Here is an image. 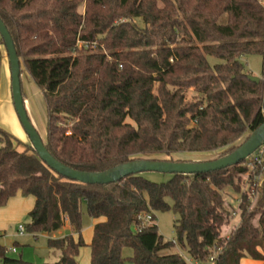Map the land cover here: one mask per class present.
<instances>
[{
  "label": "trees",
  "instance_id": "1",
  "mask_svg": "<svg viewBox=\"0 0 264 264\" xmlns=\"http://www.w3.org/2000/svg\"><path fill=\"white\" fill-rule=\"evenodd\" d=\"M0 19L45 101L43 143L71 168L182 162L171 156L226 147L220 158L264 122V0H0ZM77 39L96 48L79 49ZM248 54L262 56L258 82L244 70L241 57ZM245 173L242 191L236 177ZM227 187L240 193V221L222 235ZM16 194L34 198L25 231L34 238L45 233L48 248L60 253L40 264H80L84 245L89 264H123L125 247L132 264H186L179 252L161 253L175 244L199 263L219 248L213 264H264V144L216 171L84 184L57 174L30 142L0 128V207ZM83 204L97 220L88 244ZM167 210L176 215V241H165L155 223L154 213ZM142 213L154 222L138 224ZM65 221L77 237H52ZM15 245L16 255L0 245V264H35L18 251L24 244Z\"/></svg>",
  "mask_w": 264,
  "mask_h": 264
},
{
  "label": "rangeland",
  "instance_id": "2",
  "mask_svg": "<svg viewBox=\"0 0 264 264\" xmlns=\"http://www.w3.org/2000/svg\"><path fill=\"white\" fill-rule=\"evenodd\" d=\"M82 9V8H81ZM4 58L7 60V55L5 48L3 44H0V60ZM209 61L211 63L215 62L216 59L212 56L208 57ZM8 61V60H7ZM241 61L244 65V70L248 75L255 76L258 78L262 77V56L260 54H248L243 57H241ZM21 68L22 72L20 74V81L21 86H23V95H26V99L24 98L26 107L25 110L27 112L29 120L32 121V123L35 126V129L43 139L45 140V125H46V107L44 100L42 96L36 97L34 94L30 92V96L28 94L26 83L31 82L28 79V75L26 71L22 67L21 62ZM27 91V92H26ZM193 95V92L188 93V98H190ZM29 97V98H28ZM250 133H244L235 143V146H239L248 136ZM24 143H29V140L27 136L25 135L23 139L21 140ZM226 149L220 148L217 150L209 151V152H196V153H184V154H177L172 155L171 158L174 160L180 159V160H187V161H208V160H214L217 159ZM164 158V157H160ZM169 158V157H168ZM144 176L152 181L155 182H162L166 181L169 178V174H163L158 172H144ZM248 174H242L240 176L236 177V183L239 184L240 189L247 190L248 189ZM222 196L224 199V207L229 212V223L227 226H224L222 229V235H226L230 228H235L239 221H240V210H239V204L241 203V197L240 193L235 192L231 188H225L222 191ZM32 198V197H30ZM254 200V199H252ZM82 224L85 225L87 223V220H90V217L85 212V206L82 205ZM155 223L157 225V229L159 234H161L166 241H176V235L173 228V223L176 218V215L171 211H163V212H155ZM28 221V213L25 215V218L22 220L20 224H25ZM82 225V226H83ZM18 224L14 225V228H9L5 235L7 239L9 236H12L14 241H17L19 244H24V249L26 250V257H28L32 262L36 264V261H43V262H56L60 259V253L56 250H51L47 246V237L43 234H38L37 238L34 239L32 235L28 232H25L24 236L17 237L16 234V228ZM85 226H83L84 228ZM69 230H62L61 234L62 236L68 235ZM61 237V236H60ZM2 240V243L6 240ZM87 244V243H86ZM8 247V246H6ZM179 252L181 255H184L186 258L187 254L184 250L180 249L178 245H174L170 247L169 249L163 250L161 253L168 254V253H174ZM10 255H16V253H8ZM132 255V250L128 247L123 248L122 250V256L124 257V263L123 264H132L129 257ZM78 261L80 264H89V247L87 245H84L81 247L80 250V256L78 257ZM42 262V263H43Z\"/></svg>",
  "mask_w": 264,
  "mask_h": 264
},
{
  "label": "water",
  "instance_id": "3",
  "mask_svg": "<svg viewBox=\"0 0 264 264\" xmlns=\"http://www.w3.org/2000/svg\"><path fill=\"white\" fill-rule=\"evenodd\" d=\"M0 37L3 40L9 63L12 102L23 131L40 160L51 170L65 178L84 184H109L118 182L129 175L144 172H158L163 174L207 173L235 165L245 160L264 144L263 122L231 153L214 160L176 162L167 160L135 159L101 172L80 171L71 168L55 159L47 151L41 136L28 118L21 90L20 60L17 56L12 38L1 19ZM248 78L254 82L260 80V78L251 75H248Z\"/></svg>",
  "mask_w": 264,
  "mask_h": 264
},
{
  "label": "crops",
  "instance_id": "4",
  "mask_svg": "<svg viewBox=\"0 0 264 264\" xmlns=\"http://www.w3.org/2000/svg\"><path fill=\"white\" fill-rule=\"evenodd\" d=\"M8 60V59H7ZM6 59L2 58L0 60V128L5 130L6 132L12 134L13 136L17 137L18 139L22 140L21 136L19 133H24L23 128L18 120L17 114L14 110L13 102H12V96H11V85H10V70H9V63ZM27 73V72H26ZM28 79L31 82L26 83V88L28 91V94L30 96V92L34 94L36 97L42 96L40 90L36 87V85L33 83L31 80L29 74ZM23 90V86H22ZM26 91V92H27ZM26 99V95H23V99ZM29 98V97H28ZM43 98V96H42ZM44 100V99H43ZM45 103V101H44ZM25 104V101H24ZM46 107V105H45ZM26 108V107H25ZM31 121V120H30ZM32 123V121H31ZM33 124V123H32ZM34 126V124H33ZM35 127V126H34ZM25 134V133H24ZM32 196H22L20 194H16L14 197L10 198L7 202L6 205L0 207V233L2 234V238L0 239V245L3 246L5 249L10 248L14 246L15 248L16 245L15 243H18L17 241H14V237L9 236L7 239L6 238V231L13 227L15 224H20L22 220L25 218V215L30 211V209L33 206L34 203V198H30ZM83 222V219H82ZM97 222L96 219H93L90 217V220H87V223L82 226L81 230V236L84 240L85 243H89L92 239L93 235V227L94 224ZM69 230L68 234H71L74 238L77 237L76 233L73 231L72 227L69 225L67 221H65L63 227L55 232L52 237L54 238H60L63 237L61 232L62 230ZM16 231V230H15ZM25 234V233H24ZM18 236L15 234L16 238L17 237H22L24 236ZM47 237L45 233H41ZM32 235V234H31ZM65 236V235H64ZM33 237V236H32ZM34 238V237H33ZM37 238V237H36ZM34 238V239H36ZM6 240L5 242L2 243V240ZM8 246V247H6ZM18 251L22 253V257L25 260L31 261L28 257H26V250L24 248L20 249L18 248ZM16 253V252H15ZM80 256V255H79ZM186 264H198L197 262L193 261L188 258H186L184 255H182ZM43 261L39 260L36 261V264H40ZM199 264H213L211 261H205ZM239 264H263L262 261L260 260H254L251 258H242L240 260Z\"/></svg>",
  "mask_w": 264,
  "mask_h": 264
},
{
  "label": "built area",
  "instance_id": "5",
  "mask_svg": "<svg viewBox=\"0 0 264 264\" xmlns=\"http://www.w3.org/2000/svg\"><path fill=\"white\" fill-rule=\"evenodd\" d=\"M76 47L79 48V49L82 48V49L92 50V49L96 48V43L95 42H89V41H82V40L77 39L76 40ZM255 159H257V158L255 157ZM257 161L259 162L260 160L257 159ZM136 221L141 226L150 225V224H152L154 222V220L152 218V215L150 213H142V214L137 215ZM138 224L136 226V229L138 231H140L141 227H139ZM25 232H26L25 231V226L23 224H18V226L16 228V234L18 236H21ZM1 238H2V234L0 233V239ZM219 251H220L219 248L218 249L214 248L212 253H211V255L209 256V261L214 263V260L216 258L217 252H219ZM5 252L6 253H15L16 252V248L14 246H12L10 248H6Z\"/></svg>",
  "mask_w": 264,
  "mask_h": 264
},
{
  "label": "bare ground",
  "instance_id": "6",
  "mask_svg": "<svg viewBox=\"0 0 264 264\" xmlns=\"http://www.w3.org/2000/svg\"><path fill=\"white\" fill-rule=\"evenodd\" d=\"M19 135L21 136V138H23L24 136H25V134L24 133H19Z\"/></svg>",
  "mask_w": 264,
  "mask_h": 264
}]
</instances>
